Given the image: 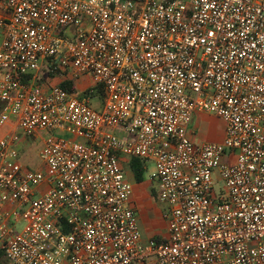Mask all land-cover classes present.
I'll return each mask as SVG.
<instances>
[{
	"label": "built area",
	"instance_id": "built-area-1",
	"mask_svg": "<svg viewBox=\"0 0 264 264\" xmlns=\"http://www.w3.org/2000/svg\"><path fill=\"white\" fill-rule=\"evenodd\" d=\"M0 37L10 264H264V0H0ZM198 112L222 142L192 139ZM126 158L154 163L164 237H143Z\"/></svg>",
	"mask_w": 264,
	"mask_h": 264
},
{
	"label": "rangeland",
	"instance_id": "rangeland-1",
	"mask_svg": "<svg viewBox=\"0 0 264 264\" xmlns=\"http://www.w3.org/2000/svg\"><path fill=\"white\" fill-rule=\"evenodd\" d=\"M42 76L43 77L47 76L46 69H45V72L42 71ZM54 83H56V81ZM86 86H88V85H82L81 88L85 89ZM101 100L102 99L96 98L93 101L94 108L101 109V107L103 105V102H101ZM194 122L196 124V122H197L196 119L194 120ZM203 122H204V132L207 134L208 138L214 139L221 134L223 125L218 119H216L212 116H206L203 118ZM198 131H200V130H198ZM6 133H8V132L3 131V135ZM199 133L200 132H197V135H199ZM50 135L51 134L49 132H41L37 138H30V139L26 140L24 142V144L26 146H24V147H23V145L20 146V149H21L20 162L24 167H27L32 171H37V170H40L42 168V160H41L40 152L44 147V140L47 139ZM1 136H2V130H0V137ZM130 160L131 159L126 158L125 163H124V166H126L125 170L130 169L129 168ZM153 170H154V163L153 162H147V171H146V175H145V181L149 182V183L147 185H143L142 187H143V189L148 188V193H149L148 197H149V201L152 204L153 209L156 210L157 212L161 213L162 218L164 219V215H166L168 212V205L159 200L156 184L153 182H150V175H151ZM36 196H38V195H36ZM146 200H148V199H146ZM146 200H144V201H146ZM139 208H140V210H139ZM141 208H143V206H141L139 204L135 208L136 215L138 217H140V215H142L141 214L142 213ZM23 227H24V222H20L17 226V231L20 232L23 229ZM159 238H161V237H159ZM6 264H10V263L6 262Z\"/></svg>",
	"mask_w": 264,
	"mask_h": 264
},
{
	"label": "crops",
	"instance_id": "crops-1",
	"mask_svg": "<svg viewBox=\"0 0 264 264\" xmlns=\"http://www.w3.org/2000/svg\"><path fill=\"white\" fill-rule=\"evenodd\" d=\"M206 116H212V115H209L206 113H200V112L195 114L193 121H192L193 124L191 123L190 125V133L192 135V139L196 142H212V143L222 142L224 138V123L220 119L212 116L218 119L222 123L223 128H222L221 134L218 137L214 139H210L208 138L207 134L204 132L203 118ZM195 119L197 121L196 124L194 122ZM13 130H14V126H12L11 124H8L2 129V135H3V131L11 132ZM197 132H200L199 135H197ZM129 166H130V163H129ZM126 172H127V176L129 180L131 181L134 187L132 205L134 209L136 208V206H138V204L143 206V208H141L142 215H140L139 217V222H140V227H141L144 239L147 240L150 238L164 237L167 232V223L162 218V214L153 209L152 204L149 201V197H148L149 196L148 188L143 189L142 187L143 185H147L149 182L144 181L139 184L136 182L134 175L130 169L126 170ZM144 200H146L147 202Z\"/></svg>",
	"mask_w": 264,
	"mask_h": 264
},
{
	"label": "trees",
	"instance_id": "trees-1",
	"mask_svg": "<svg viewBox=\"0 0 264 264\" xmlns=\"http://www.w3.org/2000/svg\"><path fill=\"white\" fill-rule=\"evenodd\" d=\"M60 86L64 89H70L71 91H74V84L70 81H64L60 84ZM86 93L90 94V90H87ZM102 97L103 91L101 88H98L96 93L92 94V98L102 99ZM129 167L137 183L140 184L145 181V175L147 171L146 161L138 158H131ZM6 262L8 261L5 259L3 252L0 251V264H6Z\"/></svg>",
	"mask_w": 264,
	"mask_h": 264
}]
</instances>
